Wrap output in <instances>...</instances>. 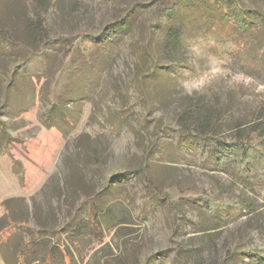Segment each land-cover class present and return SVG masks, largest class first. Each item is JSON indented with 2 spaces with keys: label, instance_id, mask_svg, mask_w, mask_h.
Returning <instances> with one entry per match:
<instances>
[{
  "label": "rangeland",
  "instance_id": "obj_1",
  "mask_svg": "<svg viewBox=\"0 0 264 264\" xmlns=\"http://www.w3.org/2000/svg\"><path fill=\"white\" fill-rule=\"evenodd\" d=\"M161 1L0 0L1 31L33 29L47 6L49 38L83 33L96 43L51 109L48 85L69 44L47 51L46 75L26 77L15 68L22 55L0 41L3 264H23L21 250L40 229L74 264H220L235 240L264 256L263 164L255 179L238 180L201 156L179 119L205 106L221 121V140L254 126L264 135V43L236 30L237 17L223 28L212 23L222 7L233 9L228 0L182 3L173 21L157 10ZM239 2L264 12V0ZM121 20L124 30L108 32ZM170 24L182 29L174 52L163 47ZM168 184L203 190L224 207L169 204L162 200ZM106 187L118 189L123 205L114 214L128 223L99 232L100 240L87 224L70 235L71 214L84 216L83 198Z\"/></svg>",
  "mask_w": 264,
  "mask_h": 264
},
{
  "label": "trees",
  "instance_id": "obj_2",
  "mask_svg": "<svg viewBox=\"0 0 264 264\" xmlns=\"http://www.w3.org/2000/svg\"><path fill=\"white\" fill-rule=\"evenodd\" d=\"M188 1L190 0H163L161 4L157 5V10L161 12L162 16L173 21L179 14V5ZM228 1L233 9L229 11V8L222 7V15L218 19H214L212 23H215L217 28H223L226 23L225 20L237 17L239 25L236 30L245 35H253L260 43H264V12L257 7L246 9L239 0ZM49 13L50 9L47 6H40L38 19L33 29L14 30L13 32L0 30V41L8 43L12 49L22 55L21 61L15 68L16 73L26 77L46 75L48 71L47 51L56 48L60 41L69 44L61 66L55 71L48 85L47 99L51 109H54L59 108L70 77L78 68L79 60L83 59L86 63H90L96 50V43L88 34L83 33L49 38L46 35ZM126 27V21L121 20L107 30L110 33H115L118 30H124ZM181 38L182 29L180 25L170 24L164 38V50L176 51L181 46ZM147 54L142 60L146 58ZM146 61L148 62L147 59ZM148 64L150 67L149 75L156 76L155 63L151 61ZM179 119L184 133L187 137L192 138L196 146L200 148L201 156L214 159L223 171L234 175L238 180L250 182L258 177L261 163L264 170V135L260 134L261 132L256 126L249 128L247 133L235 136L233 141L226 142L218 138L217 127H220L221 121H217L218 118H215L205 106L183 110L179 114ZM213 120L214 124L211 126ZM145 178L149 180L150 176L146 175ZM117 192L116 187L113 189L106 187L84 197L80 206L84 208V216L80 217L77 212H73L64 225L67 230L69 228L70 235L75 236L87 224L100 240L99 232L128 223L123 215L117 218L114 214L115 208L123 205V202L116 195ZM162 200L175 206L201 202L212 212L224 207L223 204L213 200L203 190L197 191L192 188L183 190L175 184H168L164 187ZM47 234H50L48 230L40 229L36 237L23 246L20 253L23 262L27 264H74L72 255L67 254L65 249L54 244L50 245L46 241L48 237L45 235ZM236 258L240 260L247 258L251 264H264V256H257L246 248L244 243L237 240L226 250L220 264H226Z\"/></svg>",
  "mask_w": 264,
  "mask_h": 264
},
{
  "label": "crops",
  "instance_id": "obj_3",
  "mask_svg": "<svg viewBox=\"0 0 264 264\" xmlns=\"http://www.w3.org/2000/svg\"><path fill=\"white\" fill-rule=\"evenodd\" d=\"M3 260L2 259H0V264H3ZM23 264H27L26 262L25 263H23Z\"/></svg>",
  "mask_w": 264,
  "mask_h": 264
}]
</instances>
